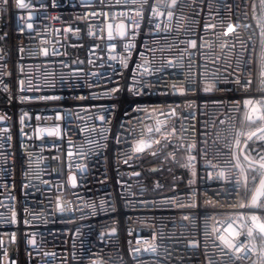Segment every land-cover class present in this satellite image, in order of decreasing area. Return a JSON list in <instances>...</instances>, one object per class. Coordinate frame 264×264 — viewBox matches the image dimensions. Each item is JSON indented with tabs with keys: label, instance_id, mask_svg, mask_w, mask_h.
Instances as JSON below:
<instances>
[{
	"label": "built area",
	"instance_id": "built-area-1",
	"mask_svg": "<svg viewBox=\"0 0 264 264\" xmlns=\"http://www.w3.org/2000/svg\"><path fill=\"white\" fill-rule=\"evenodd\" d=\"M245 111L264 0H0V264H264Z\"/></svg>",
	"mask_w": 264,
	"mask_h": 264
},
{
	"label": "water",
	"instance_id": "water-1",
	"mask_svg": "<svg viewBox=\"0 0 264 264\" xmlns=\"http://www.w3.org/2000/svg\"><path fill=\"white\" fill-rule=\"evenodd\" d=\"M251 118L253 120L257 119L254 112L252 113ZM262 132H264V126L257 128L256 130H254L253 132H251L247 136L246 140L243 142V144L241 145V147L239 149V159H240V161H242L244 164H246L248 166H251L253 168H260L262 170V175L260 176L257 183L255 184V186H254V188L250 194V197L248 199V202H247L246 219L252 223V225L256 229L258 235L262 239H264V232H262L260 230V226L264 225V223L261 222L260 218L255 213V211L258 207V204L260 203V201L262 199H264V195H258V193L261 191L262 184H264V163L253 160L246 154V150H247L249 144L251 143V141L253 139H255V137ZM254 197H255V199H254Z\"/></svg>",
	"mask_w": 264,
	"mask_h": 264
},
{
	"label": "rangeland",
	"instance_id": "rangeland-1",
	"mask_svg": "<svg viewBox=\"0 0 264 264\" xmlns=\"http://www.w3.org/2000/svg\"><path fill=\"white\" fill-rule=\"evenodd\" d=\"M245 106H246V108H249V100L248 99H245ZM259 124H260L259 121L253 120L247 111H245L243 113V115H242V126L246 129V131L249 134L251 132H253L254 130H256L259 127ZM255 139H256V141H259V142L264 141V132L257 135L255 137ZM239 164H240L241 169H242V166H244V165L248 167L247 169H245V172H246L245 174H244L243 170H242V172L246 177V181L251 182V179L253 177H255L256 171L253 173V167L244 164L242 161H239ZM251 185H252V183H250V186Z\"/></svg>",
	"mask_w": 264,
	"mask_h": 264
},
{
	"label": "trees",
	"instance_id": "trees-1",
	"mask_svg": "<svg viewBox=\"0 0 264 264\" xmlns=\"http://www.w3.org/2000/svg\"><path fill=\"white\" fill-rule=\"evenodd\" d=\"M253 153L259 152V155L254 156V160L260 161V158H264V141H257L256 146L249 148ZM255 184V183H254ZM254 184L250 187V189L246 192V198L249 196L251 189L253 188Z\"/></svg>",
	"mask_w": 264,
	"mask_h": 264
},
{
	"label": "snow or ice",
	"instance_id": "snow-or-ice-1",
	"mask_svg": "<svg viewBox=\"0 0 264 264\" xmlns=\"http://www.w3.org/2000/svg\"><path fill=\"white\" fill-rule=\"evenodd\" d=\"M21 6H23V4H22V2H21ZM140 149H138V151H139ZM127 162V161H126ZM258 195H264V184H262V187H261V191L258 193ZM254 199H255V197H254ZM62 210V209H61ZM260 230L262 231V232H264V225H261L260 226ZM249 235H251V233H249Z\"/></svg>",
	"mask_w": 264,
	"mask_h": 264
},
{
	"label": "crops",
	"instance_id": "crops-1",
	"mask_svg": "<svg viewBox=\"0 0 264 264\" xmlns=\"http://www.w3.org/2000/svg\"><path fill=\"white\" fill-rule=\"evenodd\" d=\"M248 155L250 156L251 159H255V158H254L255 155H254V153H253L251 150L248 151ZM247 168H248V167L245 166V165L242 166V170H243L244 174L246 173V172H245V169H247ZM254 172H255V168H253V173H254Z\"/></svg>",
	"mask_w": 264,
	"mask_h": 264
},
{
	"label": "flooded vegetation",
	"instance_id": "flooded-vegetation-1",
	"mask_svg": "<svg viewBox=\"0 0 264 264\" xmlns=\"http://www.w3.org/2000/svg\"><path fill=\"white\" fill-rule=\"evenodd\" d=\"M250 149H248L247 151H246V154L248 155V151H249Z\"/></svg>",
	"mask_w": 264,
	"mask_h": 264
}]
</instances>
